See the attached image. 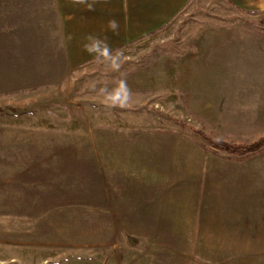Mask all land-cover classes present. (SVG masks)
<instances>
[{
  "label": "rangeland",
  "instance_id": "1",
  "mask_svg": "<svg viewBox=\"0 0 264 264\" xmlns=\"http://www.w3.org/2000/svg\"><path fill=\"white\" fill-rule=\"evenodd\" d=\"M252 5L192 0L171 23L123 49L121 72L137 95L108 109L91 84L119 74L67 67L54 0H0V264H149L140 255L154 250L159 264H264L244 256L264 250L261 234L236 241L227 216L231 177L263 176L264 147L240 161L222 149L264 134V2ZM133 120L189 138L190 149L176 147L154 177L141 169L136 177L131 147L119 145L130 132L113 129ZM200 173L224 182L207 197L222 216L215 218L213 205L204 212L210 209L217 249L228 256H204L216 243L201 241L215 227L164 225L167 210L150 209L152 193L181 198ZM135 191L143 192V208ZM253 204L256 212L262 203L255 197ZM154 217L156 227L128 224ZM152 228L158 242L148 236ZM169 248L178 258L162 257Z\"/></svg>",
  "mask_w": 264,
  "mask_h": 264
},
{
  "label": "crops",
  "instance_id": "2",
  "mask_svg": "<svg viewBox=\"0 0 264 264\" xmlns=\"http://www.w3.org/2000/svg\"><path fill=\"white\" fill-rule=\"evenodd\" d=\"M191 1L97 0L95 11L90 12L85 10L81 5L71 4L70 0H54V8L65 52V64L71 71L96 69L99 65L93 62L92 58L82 52L80 48L82 37L86 34L93 33L100 37L106 35L113 50L116 48L123 50L171 23ZM239 1L242 3L241 0H234L238 7L243 9L248 8L249 10L252 9L251 6H253L252 4L254 2H264V0H245V7ZM112 18L120 22L119 35H113L112 32L107 31V21ZM132 94L134 96L137 95V93ZM134 102L135 100L132 99L130 103ZM130 114H133V118L140 117L133 111H130ZM160 126H151L149 122L136 124V121L133 120L132 124L124 126V123L120 122L118 126L116 125L117 128L113 127V129L121 131L126 129L130 132L126 133L127 137L120 139L119 145L131 147L132 151L128 155L131 158L130 160H133V168L130 171L133 170L134 174L141 169L142 172L145 171L148 173L149 177H154L153 173L158 172L155 171L157 169L156 164L161 165L158 161L162 162V164L163 162L167 163L168 159L174 156L173 151L177 150L176 147H182V150H184V147L187 150L190 149L191 143L189 138L168 136L165 130L159 129L165 127ZM236 165L232 164L233 167ZM238 169L242 170L240 165H238ZM254 172L247 175L248 179L244 182L245 184L240 183V174L236 173L231 177V200L233 204L229 208L231 212L227 216L233 218L232 231L235 235H238L236 241H239L243 237H246V239H241L243 241H255L256 233L261 234L260 239L257 241H264V175L261 176ZM135 176L137 177L136 174ZM211 182L216 184L213 186ZM166 183V181L162 182L163 185H166ZM222 183H224L223 180L213 179L211 181V179H203L202 173H200L198 178L194 179L190 184L191 188L183 192L181 198L175 192L160 189L159 192L164 197L167 194L169 195L166 197L167 201L165 206L162 203V195L152 193V196L149 199L147 198V200L152 205L150 209L167 210L166 216L163 218L165 220L164 225L173 227L177 225L196 227L205 225L207 227H215L214 229L208 228L207 230L210 233L209 237L205 241H201L207 244L213 243L214 245L216 243L215 246L211 245L212 247L209 249V253L204 256L210 258L224 257L228 256V254H224L220 246L217 249V244L221 242L217 237V233H219L217 229L218 224L212 223L210 209L206 212V217L204 212L207 211V207L213 205L215 206L213 208L215 218L222 216V213H218L222 208H219L213 201L210 203L207 200V197L211 195V191L215 187L222 186ZM134 194L136 196L135 202L139 204L136 207L143 208L144 197L140 195L143 192L135 191ZM255 197L262 203L260 209L256 212L253 204ZM155 203L159 204V207L154 206ZM178 204L182 206L179 207ZM144 206V209H147L146 205ZM141 223L156 227L159 225V218H147L144 222L134 221L128 224L138 225ZM111 224L122 225L123 222L121 220L118 222H109V225ZM174 230L170 229L172 235L174 234ZM159 235V228H152L148 232V236H150L152 242H158ZM200 240L195 239V241ZM188 241L193 242L194 240L190 238L186 240V242ZM178 252L173 248L171 250L169 248V250L165 251L166 255H162V257L175 259L178 258ZM140 256L151 258L152 260H150L149 264H159V251H150ZM181 256L183 258H189L191 256V249L182 250ZM244 256L251 258L261 257L264 259V250L256 251L253 247L252 249H247ZM168 261V264H173V261Z\"/></svg>",
  "mask_w": 264,
  "mask_h": 264
},
{
  "label": "clouds",
  "instance_id": "3",
  "mask_svg": "<svg viewBox=\"0 0 264 264\" xmlns=\"http://www.w3.org/2000/svg\"><path fill=\"white\" fill-rule=\"evenodd\" d=\"M97 0H70L71 4L81 5L87 11H95ZM120 22L115 18L107 21V31L119 35ZM71 39V37H69ZM81 51L89 55L93 62L102 67L107 73L119 74L110 81L92 82L91 87L96 91L99 102L108 109L125 108L132 100V92L128 87L125 74L121 72L125 60L121 48L113 50L108 42V37L88 33L82 37Z\"/></svg>",
  "mask_w": 264,
  "mask_h": 264
},
{
  "label": "trees",
  "instance_id": "4",
  "mask_svg": "<svg viewBox=\"0 0 264 264\" xmlns=\"http://www.w3.org/2000/svg\"><path fill=\"white\" fill-rule=\"evenodd\" d=\"M261 23L264 24V17L261 19ZM0 112H3V110L0 109ZM203 136L209 140L208 135L204 134ZM263 147L264 134L257 136L255 140L251 141L250 143H228L223 145L222 149L226 152L227 159L240 161L250 155L260 153Z\"/></svg>",
  "mask_w": 264,
  "mask_h": 264
}]
</instances>
